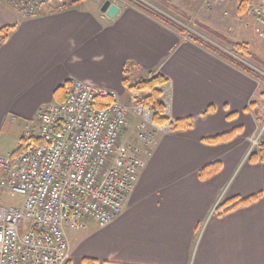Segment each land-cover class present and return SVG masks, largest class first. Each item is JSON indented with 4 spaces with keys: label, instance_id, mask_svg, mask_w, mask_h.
Instances as JSON below:
<instances>
[{
    "label": "crops",
    "instance_id": "obj_1",
    "mask_svg": "<svg viewBox=\"0 0 264 264\" xmlns=\"http://www.w3.org/2000/svg\"><path fill=\"white\" fill-rule=\"evenodd\" d=\"M74 1L25 17L0 0V28L15 25L0 46V140L11 127L25 135L39 109L62 99L54 92L70 79L131 99L134 91L122 83L126 62L135 64L133 80L148 72L166 77L167 118H192L194 127L155 133L121 213L105 226L87 220L85 228L67 230V264L84 257L96 264H264V159L246 156L260 123L261 83L126 0H109L119 7L113 18L100 3ZM234 129L228 141H203ZM215 162L219 169L200 178Z\"/></svg>",
    "mask_w": 264,
    "mask_h": 264
},
{
    "label": "built area",
    "instance_id": "obj_2",
    "mask_svg": "<svg viewBox=\"0 0 264 264\" xmlns=\"http://www.w3.org/2000/svg\"><path fill=\"white\" fill-rule=\"evenodd\" d=\"M4 1L25 17L68 4ZM246 1L256 30H264V0ZM139 97L134 91L129 107L107 88L70 79L63 102L39 109L23 146L0 156V264H67L68 229L81 230L87 220L105 226L121 213L145 166L143 153L157 131L170 128L155 124ZM131 120L136 135L127 137ZM263 143L264 124L249 137L246 156L259 158ZM7 196L20 201L6 203Z\"/></svg>",
    "mask_w": 264,
    "mask_h": 264
},
{
    "label": "trees",
    "instance_id": "obj_3",
    "mask_svg": "<svg viewBox=\"0 0 264 264\" xmlns=\"http://www.w3.org/2000/svg\"><path fill=\"white\" fill-rule=\"evenodd\" d=\"M80 1V0H75ZM130 4H132L136 9L142 11L143 13L149 15L150 17L154 18L155 20L159 21L163 25L171 28L175 32L179 33L180 35H185L187 39L190 41L196 43L203 49L209 51L210 53L217 56L219 59L229 63L230 65L234 66L235 68L239 69L246 75L252 77L258 82H263L264 78L263 76L257 72L254 68L249 66L246 62H243L241 59L243 57L251 56L246 49V46H243L239 43H230L229 45L232 47V52L227 53L220 48L212 45L211 43L205 41L203 38L195 35L194 33H191L186 30V28L172 19L167 14H163L160 11L145 5L144 3H141L137 0H127ZM161 5L165 6L174 16L177 18L187 19V15L185 12L179 8L173 5L168 0H155ZM72 3V2H71ZM70 3V4H71ZM246 0H239V4L237 6V10L240 14H243L246 12ZM15 25L10 26H4L0 28V46L5 43L11 33V31L14 29ZM236 55V57L234 56ZM252 59L258 63L260 61L258 58L252 57ZM135 67V64L132 62H126L123 68V74L124 79L122 81L125 90L130 93L131 91H137L140 93L139 102L142 103L145 107L151 109L154 112L153 121L157 125H164L167 123H170L169 130L171 132L175 131H182V130H192L194 127L192 118H185V119H178L170 121L169 118H167L165 112H166V106L163 101V88L168 83V80L166 77L159 73L154 72H148L145 75L140 76L137 80L132 79L133 75V69ZM68 89V81L63 82L57 89L55 90V98L57 96H61L62 99L57 101V103H61L64 101L66 93ZM264 94V91L262 92V95ZM257 116H259L257 114ZM261 117H259L260 119ZM238 132V129H234L230 132L220 134L214 137L204 138L203 141L208 144H216L220 142H225L230 140L236 133ZM25 142V137L21 136L19 139V146L22 147ZM257 155L252 154L250 158H255ZM259 158L264 159V143L259 148ZM219 169V163H211L207 166L203 167L199 170L198 175L200 178H206L211 176L213 173H215ZM257 198V195L250 196L248 198L243 199H234L229 200L225 203L219 204L216 207V211H220L221 213H225L229 210L236 209L237 207L246 205L248 203H251L253 200ZM83 264H96V261L92 258L84 257L82 259Z\"/></svg>",
    "mask_w": 264,
    "mask_h": 264
},
{
    "label": "rangeland",
    "instance_id": "obj_4",
    "mask_svg": "<svg viewBox=\"0 0 264 264\" xmlns=\"http://www.w3.org/2000/svg\"><path fill=\"white\" fill-rule=\"evenodd\" d=\"M137 1L169 15L182 24L187 31L194 33L227 53L231 54L232 52L230 43H239L246 46L251 56L243 57L241 60L254 68L264 78V30L257 31V25L251 16L246 12L243 14L238 12L239 0H169L185 12L187 19L177 18L165 6L155 0ZM234 56L236 57V55ZM252 57L258 58L260 63L254 61ZM260 86L261 106L259 108L261 112L259 117L261 118L257 129L264 124V94L262 95L264 81L261 82ZM120 100L129 107L132 106L128 94L122 96ZM135 123L134 120H131L132 129H127L129 130L127 134H131V136L136 134ZM7 135L4 141L0 140V152L3 153L12 152L20 138L17 130L13 127L7 131ZM5 200L6 203H16L20 201V197L7 196Z\"/></svg>",
    "mask_w": 264,
    "mask_h": 264
},
{
    "label": "water",
    "instance_id": "obj_5",
    "mask_svg": "<svg viewBox=\"0 0 264 264\" xmlns=\"http://www.w3.org/2000/svg\"><path fill=\"white\" fill-rule=\"evenodd\" d=\"M101 11L105 12L107 17L113 18L118 13L119 7L116 4L106 0L101 5Z\"/></svg>",
    "mask_w": 264,
    "mask_h": 264
}]
</instances>
